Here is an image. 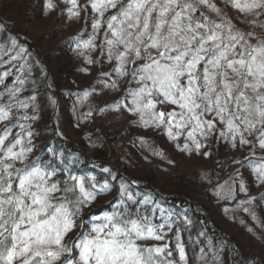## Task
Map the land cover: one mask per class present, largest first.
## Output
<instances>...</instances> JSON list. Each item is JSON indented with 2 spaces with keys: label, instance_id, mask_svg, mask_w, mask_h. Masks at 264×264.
Wrapping results in <instances>:
<instances>
[{
  "label": "snow or ice",
  "instance_id": "1",
  "mask_svg": "<svg viewBox=\"0 0 264 264\" xmlns=\"http://www.w3.org/2000/svg\"><path fill=\"white\" fill-rule=\"evenodd\" d=\"M64 3L69 5L66 12L70 19L80 18L89 7L95 13L91 17L92 35L87 39L81 35L76 48L95 49L97 35L104 28L102 53L109 62L117 61L113 71L119 78L130 77L129 83L137 85L123 98L131 97V107L116 101L117 107L139 114L145 127H163L172 140L185 136V143L176 145L181 151H199L204 146L200 138L214 133L227 139L233 148L237 143L250 146L247 167L252 169L255 182L264 185V157L259 161L250 158L257 148L264 150V40L252 43L254 33L237 29L222 15L215 0ZM228 3L245 15H264V0ZM45 7L53 10L57 5L54 0H46ZM108 12L112 14L105 19ZM207 12L215 14L216 19ZM3 28L0 24V35ZM4 44L12 51L0 45V60L8 57L4 62L11 63L24 58L26 50L18 47L15 37L5 36ZM17 82L19 87L8 89L7 102L0 104V264H174L168 259L172 253L167 245L151 243L162 241L164 228H171V224H154L127 205L98 217L101 222L79 238L73 245L78 255L73 254L65 238L78 227L76 218L81 209L110 186L107 182L97 185L95 177L70 173L62 180L56 179L57 172L50 168V162L39 158L26 163L32 148L25 147L19 134L13 136L10 127L12 110L29 107L19 99L25 80L18 77ZM104 85L118 87L115 81H105ZM158 106L164 110H157ZM19 126L23 129L22 124ZM236 184L233 180L227 189L219 186L217 195L224 193L221 198L235 199ZM120 189L134 200L125 183ZM238 189L245 195L248 192L242 179ZM246 203L240 201L242 210L257 219L250 208L243 207ZM177 248L180 259L185 260L183 245L178 243Z\"/></svg>",
  "mask_w": 264,
  "mask_h": 264
},
{
  "label": "rangeland",
  "instance_id": "2",
  "mask_svg": "<svg viewBox=\"0 0 264 264\" xmlns=\"http://www.w3.org/2000/svg\"><path fill=\"white\" fill-rule=\"evenodd\" d=\"M79 2L86 4L87 0H79ZM54 3L57 7L48 10L45 7L46 0H0V24L4 26L3 34L0 35V45L11 52L12 47L4 44V37H15L19 43L23 42L20 48L26 50L22 60L11 63L4 62L8 57L0 60V65L9 66L10 72L14 73L15 78L18 76L25 80L19 99L26 95L24 100L29 104V107L24 109V112L12 114L13 120L10 123L15 125L11 129L13 136L17 134L21 137L25 136L32 127H39L45 123L46 118H51L53 112L56 117L52 119V123H58V126H66L65 131L58 128L57 134L67 139L65 141L67 144L72 141L70 143L72 147L76 148L79 154H85L90 159L93 157L92 153L101 155L102 149L99 148L102 143L108 144L104 140L99 142L101 136L106 135V132L110 133L108 141L111 138H116L115 135L119 136L122 142L112 141V144H109L121 164V167L116 170L125 172L127 175L130 174L129 176L135 175L137 178L144 175V178H152L154 185L160 189L181 192L188 199L196 200V203L201 204L197 207L203 208V213L206 214L204 223L207 224L209 221L215 224L221 234L224 232L233 244L239 245L236 256L234 255L232 258L226 256V258L224 254H215L217 260L213 264H264V199H261L264 196V185H258L255 182L252 169L247 167L246 157L250 156V146H240L237 143V147L233 148L227 139L221 138L218 133H214L206 139L200 138L204 146L199 151H181L176 145L182 146L185 143V136H181L178 140H172L167 136L163 127H145L140 122L139 114L134 115L124 108L112 115L110 121H116L121 125L126 121L132 123L135 120V125L131 129H127L129 131L128 139L127 133L118 134L119 129L114 124L108 125L103 122L104 125L99 128L102 121L96 116L98 109L92 105L96 102L89 99V103L86 104L87 100H85L83 93L79 92L82 84L89 79V75L93 76V74L94 76L99 75V78L103 79L110 78L109 82L115 81L118 87L126 85L130 77L119 78L113 71L117 61L113 59L109 62L106 53H102L104 28H101L99 35H97L95 49L76 48L78 37L80 39L82 35L83 39H87L92 35L91 17L95 13L90 7L81 12L80 18L70 19L66 12L69 5L65 4L64 0H54ZM215 3L221 9L222 15L230 19L237 29L244 33H254L256 39L251 40L252 43H256L257 39L264 40V35H262L264 27H261V24L264 23V15H245L233 8L228 0H215ZM111 14V12L106 13L105 19ZM206 14L212 19H216L215 14L210 12ZM68 40H71L70 46ZM27 51L31 53L28 52L27 54ZM81 51H83V55L80 54ZM99 55L105 59L101 60ZM89 59L93 62L88 63ZM97 59L101 60L100 64L95 63ZM39 65L44 72L39 68ZM104 65L105 67L108 66L106 69L108 71H100ZM91 66L101 67H98V72H95ZM74 68L77 72L74 71ZM73 71L74 75L69 76L68 73L73 74ZM105 73H110L111 76H105ZM40 77L44 78L40 87L34 91V94L27 93V90L30 92L31 84L35 79ZM46 88L50 94L45 91ZM91 94L93 95L92 99H94L98 92L91 91ZM31 97H35V99H30ZM106 102L110 104L111 99ZM102 106L104 104L98 105V107ZM109 109L112 113L111 108ZM157 110H164V107L158 106ZM23 113L28 114L27 119L25 117L21 119V116H25ZM41 116L46 118H41ZM64 120L69 122H64ZM20 124L23 125V129L19 126ZM2 127L3 125H0V129ZM218 127L222 128L223 126L218 125ZM122 130L126 131L125 129ZM148 137L150 141H153L151 137L155 139L151 146V143L146 140ZM28 138L29 135L26 136L27 140ZM29 140L31 143L29 144L28 141L27 145L32 148V152L29 154L26 163L39 158V139L37 142L32 137ZM210 156L213 161L208 164ZM260 157H264V150L257 148L255 156L250 158L259 161ZM104 159L107 160V156ZM236 161L241 163H236ZM118 176L120 180L121 175ZM241 179L248 188L246 195L238 189V182ZM233 180L237 182L234 185L237 189L236 198H221L224 193L218 196L219 186L223 185L227 189ZM128 193L130 194L129 191ZM110 197L104 198L102 203L106 204ZM252 197H255V200H251ZM95 201L87 205L91 212L89 216L96 214L97 208L90 207L95 204ZM110 201H113V198ZM240 201H248L243 207L250 208L257 219H252L249 213L242 210ZM133 203H135L134 200L128 204L130 209L135 212L138 205ZM147 217L154 224H161L167 222L170 215L166 212L162 214V209L156 207L155 211ZM198 228L201 229L202 225ZM218 233L214 232L215 238H218ZM197 235L191 229L187 231L184 227L171 225V228H164V239L154 241V245H167V250L172 253L168 259L172 260L174 264H203L207 260L203 254H210L212 252L211 247L215 248L214 243L217 241L212 238L210 241L206 240L201 243L198 238L196 240ZM65 243L69 247H73L77 243L75 229L65 238ZM178 243L183 245L185 260L180 259ZM73 254L78 255V249L73 247ZM62 263L63 261H61Z\"/></svg>",
  "mask_w": 264,
  "mask_h": 264
},
{
  "label": "trees",
  "instance_id": "3",
  "mask_svg": "<svg viewBox=\"0 0 264 264\" xmlns=\"http://www.w3.org/2000/svg\"><path fill=\"white\" fill-rule=\"evenodd\" d=\"M262 35H264V33H262ZM77 39H79V37ZM22 43L18 42V47H21ZM68 45H69V40H68ZM28 52L29 51H27V54H28ZM29 53H31V52H29ZM98 57L101 60L105 59L102 57V55H99ZM101 60L97 59V60H95V63L100 64ZM37 66H38V64H37ZM101 66H98V67H101ZM98 67L93 66L92 68L95 72H98L97 71ZM39 68L44 72V70L42 69V67L40 65H39ZM76 68H74L75 72H77ZM106 69H108V66L105 67V65H104V68L100 69V71L101 70L108 71ZM74 71H73V74L68 73V75L73 76ZM5 72L8 73L7 76L3 75ZM99 74L101 75V73H99ZM17 78H18V76L15 78L14 73L10 72L9 66H7L6 64L0 65V97H2V100H0L1 104L5 103V101L8 100V95H7L8 89L13 88L14 86L19 87V84L17 82ZM125 78H129V77H125ZM109 79L110 78H106V79L99 78V75L98 76L97 75L94 76V74H93V76L89 75V79H87V81H85L82 84V87L80 88L81 91H79V92L83 93L85 100H87L86 104L89 103V99L92 100L93 102H96L97 105L96 104H92V105H94V107H96V109H98L96 116L99 120L102 121V122H100L99 128L104 125L103 122L108 124V125L114 124V126H116L117 129H119L118 134L122 135V134L127 133V139H128L129 138V135H128L129 131L128 130L131 129L135 125L136 121L133 120L132 123L129 121H126L124 123H121V125H120L116 121H110V119H111L112 115L117 114L121 110L120 107L116 106V101H121V104L127 103L129 105V107H131V97H128L127 100H124L123 98L127 96L128 91H131L132 89L135 88L134 85H136V84H133L134 81L129 83V81H130V79H129L127 81L126 85H124V86L120 85L116 89H112L109 87H105V85H104V82L107 80H108L107 82H109ZM43 80H44L43 77H40L38 79L36 78L35 81L31 84L30 92H28V90L26 92L30 93V94H34L35 93L34 91L40 87V84L43 83ZM45 91L50 94V92L48 91L47 88L45 89ZM91 91L98 92L97 96H95L94 99H92L93 95L91 94ZM85 93H88V97L85 96ZM28 97H30V96H28ZM25 98H26V95H24L21 100L25 101L24 100ZM112 98H114V99H112ZM110 99H111V103L108 104L106 101H110ZM99 104H104V106L98 107ZM103 108H106V109H103ZM109 108H111L112 113H110ZM101 109H103V111H101ZM14 112L21 113V112H24V109L14 108L12 110V114H14ZM53 113H52V117L49 119H47L44 116H41V118H46V120L44 121L45 123H42L41 126L36 127V128L32 127L29 131V133H31V136H29L28 140L26 139V136L28 137V135H27L28 133L23 137H21V135H19V137H21V139H23L25 147H28L27 144H28V141L31 137L36 142L39 139V144H38V145H40L39 146L40 150H39V154H38L39 159H41L42 161L46 160V162H50V168L55 169L57 172L56 179L62 180L70 173L71 175H75V176H79V177H85V178L95 177V181H96L97 185H103L105 182H107L110 186L109 190L102 193L101 195L97 196L95 204L93 206H90V207H96L97 208V211H95V213H97V215H100V213L104 212V210L109 211V212L115 210L116 206L114 204H113L114 206L111 205V203L114 202L115 198L116 199H123L122 197L123 196L125 197V195H126V194L123 195L124 192L120 189V184L123 182L127 185V192L132 191L133 194L136 196L135 198H136V203L138 205V209H139L140 205L145 207L144 209L143 208L141 209L142 214H147L149 212V211H147V207L153 209V206H155V205L156 206H158V205L163 206L165 208L166 212L177 215V216L182 215L181 214L182 210L183 209L185 210V207H186V209L189 210V214H190L189 220H188L189 224L187 225L186 223H184L179 218V220H181L178 223L179 227H184V229H186L187 231L190 229L192 231H194L195 235L198 234L197 235L198 237H196V240L198 238V240L201 243L202 242L204 243L206 240L210 241L212 238L217 241V243L216 242L214 243V245L216 247L215 248L211 247L212 252L210 254H203L204 258L207 257V260L205 262H203V264H213V262L217 260V256H216V258L214 256L215 254L221 253V254H224L225 257L228 256L230 258H232V256H234V255L236 256V250L237 251L239 250V245L233 244V242H231L229 240L228 236L224 232L221 234V231H218L219 229L215 224H213L209 221L207 222V224L204 223V220H206V214L203 213V211H204L203 208H201L202 209L201 210L197 207L198 205L200 206L201 204L196 203V200L190 199V198L188 199L181 192H175L174 190L165 191L163 189H160L158 186L154 185V183L152 182L153 181L152 178H150V179L144 178V175L137 178L135 175L129 176L130 174L127 175V174H125V172H119L118 170H116V169H119V167H121V164L119 163L118 159L115 157V151H113L109 147V144H112V141H116L117 143L122 142V139H120L119 136H117V135H115V133H113L116 138H111L108 141L110 133L106 132V135L104 134L103 136H101V139L99 142L104 140V142H106L108 144L105 145L104 143H102L101 147L99 148V149H102L101 155H98V154L95 155L94 153H92L93 157L90 159L85 154H82V153L79 154L77 149L72 147V145L70 144V143H72V141L69 144H67L65 142V141H67V139L62 138V136L60 134H57L58 128L62 131H65L64 129L66 126H58V123L57 124L52 123V119H55V117H56V114L55 113L53 114ZM24 115L25 116H21V119L23 117H27L28 114L25 113ZM46 116H47V114H46ZM17 120H19V119H17ZM15 122H18V121H15ZM64 122H69V121L64 120ZM113 122H115V123H113ZM10 127L12 129L15 127V125H12L10 123ZM122 129H125L127 132L122 130ZM151 138L153 141H150L149 137L146 139L149 141V143H151L150 146L154 144V140H155V139H153V137H151ZM73 143L76 144L75 142H73ZM103 144H104V147H103ZM76 146H77V144H76ZM108 148H110V149L108 150ZM105 156H107V160L104 159ZM212 161H213V159L210 156L208 164L212 163ZM116 162H118L119 164ZM17 166H20V165L18 164ZM105 168L110 169V172H105L104 171ZM131 173H134V172H131ZM119 174L121 175V178H122V179L120 178V180H119V176H118ZM113 175L116 176L115 180L112 179ZM108 196H111L110 200H111V198H113V201H110V202H107L106 204H103L102 203L103 199L108 197ZM149 205H151V206H149ZM89 209L90 208L87 205H85L81 209L80 215L76 218L77 224H78V227L76 229L79 230V228L82 229L83 227H84V229L87 228V223H86V220L88 219L87 216L89 214H91ZM149 214H151V213H149ZM201 225H202V228L199 229L198 226H201ZM212 230H214V231L212 232ZM214 232H217V233L219 232L217 234L218 238H215ZM151 243L154 244V241H152ZM202 245H204V244H202ZM205 250H207V249L205 248ZM241 260H243V259H241Z\"/></svg>",
  "mask_w": 264,
  "mask_h": 264
}]
</instances>
